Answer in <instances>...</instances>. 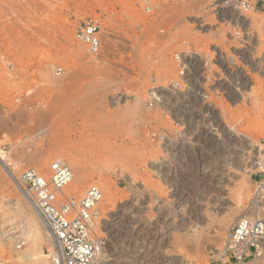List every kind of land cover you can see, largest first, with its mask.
<instances>
[{"label": "rangeland", "instance_id": "rangeland-1", "mask_svg": "<svg viewBox=\"0 0 264 264\" xmlns=\"http://www.w3.org/2000/svg\"><path fill=\"white\" fill-rule=\"evenodd\" d=\"M90 16L96 55L75 36ZM263 137L264 0H0V229L43 235L23 259L29 238L0 232V264L54 251L2 161L19 178L55 159L74 170L60 197L102 188L100 264H221Z\"/></svg>", "mask_w": 264, "mask_h": 264}, {"label": "built area", "instance_id": "built-area-1", "mask_svg": "<svg viewBox=\"0 0 264 264\" xmlns=\"http://www.w3.org/2000/svg\"><path fill=\"white\" fill-rule=\"evenodd\" d=\"M96 17H87L76 30V39L88 46L90 53L99 54L102 38ZM176 59L181 63L180 55ZM180 75L185 73L180 66ZM254 192L249 200L250 212L237 219L229 230L221 264H248L261 251L264 239V137L260 153L254 160L251 174ZM74 178V170L65 161L55 159L45 176L34 167L25 169L17 179L28 191L32 203L50 228L54 239L51 264H100L106 242L101 235L102 188L90 185L83 195H59ZM19 245L18 248H21Z\"/></svg>", "mask_w": 264, "mask_h": 264}, {"label": "bare ground", "instance_id": "bare-ground-1", "mask_svg": "<svg viewBox=\"0 0 264 264\" xmlns=\"http://www.w3.org/2000/svg\"><path fill=\"white\" fill-rule=\"evenodd\" d=\"M76 105V104H75ZM52 131V130H51ZM50 136V135H49ZM52 137V136H51ZM210 148V147H209ZM207 150V149H206ZM84 151V150H83ZM260 153V152H259ZM258 154V153H257ZM2 163H3V165H4V167L7 169V171H9V173L13 176V178H14V180H15V182L16 183H18V181H17V177H15V175H14V173H12V171L10 170V168H8V165L5 163V162H3L2 161ZM51 164V163H50ZM46 166H48V164L46 165ZM253 166H254V161H253ZM78 182V180H75L73 183L75 184V183H77ZM79 183V182H78ZM19 185V184H18ZM19 187L21 188V191H22V193H23V195L25 196V198L27 199V201H28V203L30 204V207L32 208V209H36V207H35V205L32 203V200L30 199V195H29V193H28V191L27 190H25V189H23L20 185H19ZM35 211H37V213L39 214V216L41 217V219H42V221H43V223L45 224V226H46V230H48L47 232H49L50 233V236H51V239H52V242H53V244L55 245V239H54V236H53V234H52V232H51V230H50V228L47 226V224L45 223V221H44V219L42 218V216L40 215V213L38 212V210L36 209ZM232 212V211H231ZM246 214L245 213H243V214H241L240 215V217H242V216H245ZM14 216H12L11 218H10V220L12 221V220H14V219H12ZM239 217V218H240ZM238 218V219H239ZM226 219H229V218H226ZM33 220H35V219H33ZM237 220V219H236ZM235 220V221H236ZM31 220H29L28 222H30ZM41 221V222H42ZM228 221V220H227ZM4 223L5 222H8V221H3ZM37 222V221H36ZM36 222H30L29 224H26V225H18L17 223L16 224H13L14 226H13V228H11L9 231H12V233L11 234H9L11 237H10V239L12 240V242L18 247L19 246V244H21L22 242L21 241H23L24 239H26L27 237L29 238V243H30V245H29V248H28V251H27V253H25L23 256H22V258L23 259H29L30 257H34V256H38V255H42V250L39 248V246H40V243L43 241V235H42V233H41V231H40V229H39V223H36ZM233 224H234V222H233ZM232 224V225H233ZM226 225V224H225ZM224 225V226H225ZM232 225H231V227H232ZM9 231H6L5 230V227H1V229H0V232H2V234H6V233H8ZM262 243H264V239L261 241V244ZM220 252V251H219ZM218 252V253H219ZM224 252H225V249L224 250H222L221 252H220V254L219 255H223L224 254ZM51 254V253H50ZM52 255V254H51ZM215 259H216V257H215Z\"/></svg>", "mask_w": 264, "mask_h": 264}]
</instances>
